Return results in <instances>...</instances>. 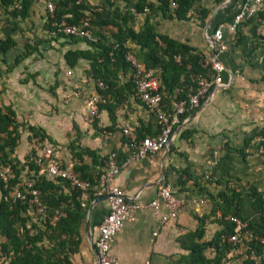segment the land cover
I'll list each match as a JSON object with an SVG mask.
<instances>
[{"label": "crops", "instance_id": "1", "mask_svg": "<svg viewBox=\"0 0 264 264\" xmlns=\"http://www.w3.org/2000/svg\"><path fill=\"white\" fill-rule=\"evenodd\" d=\"M87 1L99 3L105 12L111 10L105 0ZM237 1L241 0H224L220 4L204 0L201 5L210 11L203 21L194 10L185 20L156 15L157 30L186 41L208 58L212 53L209 38L219 24L232 20ZM45 17L44 7L35 0L29 15L19 19L17 27L11 17L3 14L0 18V39L11 36L16 41L14 48L1 56L5 62L0 60V105L14 111L19 125L20 137L12 156L25 159L35 142L34 133L27 129L32 126L51 139L70 169L76 163L92 166L93 157L83 152L82 160L76 156L83 148L96 153L97 169L103 168L98 163L104 162L110 151L123 158L120 163L126 161L129 152L124 146L125 137L116 126L119 115L127 118L138 135L145 136L158 134L156 117L134 94L126 93L114 102L113 112L101 107L96 123H88L84 99L71 92L76 87L98 92L87 74L89 63L79 59L69 67L64 58L66 50L88 46L84 41L51 38ZM144 19V14L136 17L135 29ZM223 34L228 48L218 54L224 66L221 84L214 85L199 107L184 115L166 149L129 161L115 179L127 199L137 204L152 200L163 182L172 185L177 196L194 200L165 225L160 224V218L167 214L165 206L158 212L135 210L133 219L125 222L111 242L118 264H186L190 243L211 241L230 215L222 217L221 211L214 209L211 196L234 189L245 193L249 185L264 195V155L251 142L262 129L264 118V4L256 15L240 23L236 32L223 29ZM24 52L28 55L20 59ZM105 128L110 133L106 142ZM184 169L191 177L184 186H176L178 171ZM200 186L206 192L201 193ZM252 201L251 196H242L241 213L259 222ZM107 210L105 198L86 201L77 233L67 243L68 264H96L95 238ZM3 240L0 236V242ZM230 244L219 264H243L244 257L235 254V245ZM204 255L215 257V247H205Z\"/></svg>", "mask_w": 264, "mask_h": 264}, {"label": "trees", "instance_id": "2", "mask_svg": "<svg viewBox=\"0 0 264 264\" xmlns=\"http://www.w3.org/2000/svg\"><path fill=\"white\" fill-rule=\"evenodd\" d=\"M58 15L71 13L69 22L78 20L92 6L87 0H54ZM111 10H102L92 13L91 31L95 40H87L76 36L58 34L51 38H65L70 42L84 41L85 49H68L64 58L69 67H73L84 59L88 61L87 74L93 79L98 93L105 102L101 107H107L113 112L114 102L126 93L135 95V84L132 80L130 63L126 60V54H132L146 68H156L159 71L160 90L162 92V106L170 110L174 101L186 99L188 89L196 85L195 76L200 74L210 78L214 70L210 64H205L206 57L196 47L186 41L177 40L157 30L156 15L163 18H176L185 20L189 12L194 10L199 13L203 21L209 14V9L201 5L204 0H105ZM174 1L175 7L171 6ZM214 4H220L224 0H210ZM35 0H0L3 14L11 17L14 27L18 26V20L29 15ZM232 5V4H231ZM139 14H144L142 25L135 29L134 23ZM46 16V15H45ZM46 18V17H45ZM250 19V18H249ZM46 30L49 31L50 23L47 20ZM238 28V27H237ZM237 29L234 31L236 32ZM237 37V36H236ZM16 45V41L8 36L0 39V60ZM28 50V49H27ZM22 53L19 58L26 57ZM179 56V59H176ZM123 75L121 80L119 75ZM98 81L103 82V87L98 86ZM112 116V115H111ZM96 120L94 121V124ZM19 125L14 119V111L0 105V170L5 166L11 168V176L7 186L0 177V236L4 238L0 242V254L6 257L2 264H68L67 243L77 233L81 219L85 215V205L81 204L80 194L76 188L62 178H50L43 174L38 175L37 188L40 190V199L46 206L44 219L35 216V208L26 201L14 200L10 194L12 187L19 181L28 169L38 173L37 166L25 160L20 161L13 157L12 153L20 137ZM34 133L35 142L49 139L45 134H39V130L29 126ZM106 129V128H105ZM104 129V130H105ZM264 133V127L257 132ZM139 137L145 136L139 133ZM53 144V142L51 141ZM73 149L74 144H72ZM82 152L93 157L92 166L84 163H76L73 170L83 179L94 180L102 169L95 168V152L83 148L76 153L82 160ZM264 155V142L263 151ZM27 157V156H26ZM25 157V158H26ZM121 162L123 158L119 157ZM95 162H97L95 160ZM102 166L104 162H99ZM191 175L186 169L178 171L176 186H184ZM199 191L206 192L202 186ZM89 191V199L95 198ZM243 195L253 198L252 205L260 216L259 222L245 218L240 209ZM216 197V198H215ZM214 209L220 210L222 217L233 215L248 221L247 228L253 234V238L247 242V249L241 255L243 264H253L248 254L253 250L264 264V243L259 238H264V195L255 187L249 185L248 190L222 191L217 196H211ZM57 211V216L54 215ZM222 231L208 242H191L189 255L185 257L186 264H219L221 257L231 248L226 237L235 231V224L229 220H223ZM201 230L195 233L199 236ZM214 246L216 255L212 259L204 255V248Z\"/></svg>", "mask_w": 264, "mask_h": 264}, {"label": "built area", "instance_id": "3", "mask_svg": "<svg viewBox=\"0 0 264 264\" xmlns=\"http://www.w3.org/2000/svg\"><path fill=\"white\" fill-rule=\"evenodd\" d=\"M44 7L45 21H49V36L63 34L66 36H76L87 40H95L91 31L92 13L102 10L99 3L91 4V8L85 12L78 20L69 22L72 18L71 13L58 15L54 0H37ZM81 2V0H77ZM264 0H241L235 2L234 15L229 23H221L215 29L209 38V44L212 49L211 55L205 59V64H210L214 70L210 78L196 75V85L188 89L186 99L174 101L170 110L162 106V92L160 90L159 71L156 68H146L132 54H126L125 58L130 63L132 80L135 84V96L144 104L149 112L157 119L159 132L155 136L139 137L136 128L131 126L127 118L121 114L118 117L116 126L125 137L124 146L129 152L126 161H118L117 152L110 151L104 160L103 168L94 180L83 179L77 172L65 166L59 156L57 147L47 139L41 142H34L27 151L26 163L33 162L38 173L26 169L19 181L12 187L10 194L14 200L26 201L35 208L34 215L44 219L46 206L40 199V190L36 184L38 175L43 174L50 178H62L69 182L70 186L76 188L80 194L82 205L89 199V191L96 197L105 196L107 203V213L103 216L98 225L97 236L95 238V247L97 252L96 264H118V260L111 251V242L115 235L120 232L126 221L132 220L134 211L137 209L148 208L158 212L162 206L167 208V214L160 218V224L165 225L169 220L175 219L178 213L187 207V204L194 199L179 197L174 188L169 183L163 182L158 186L156 196L147 203L137 204L130 202L122 188L115 184V179L121 169L129 162L138 158L166 149L169 145L173 132L183 120L184 115L199 107L201 100L214 86L221 84V74L224 66L218 59L220 52L226 51L228 44L224 40L223 29L234 32L238 25L243 21L256 15L262 8ZM174 8V1L171 2ZM3 10L0 7V18ZM179 59V56H176ZM124 79L123 75H119ZM98 86L103 87V82L98 81ZM72 95L82 97L85 102L86 121L94 123L99 116L100 104L105 102L104 97L98 92H88L84 87H76L72 90ZM261 127H264V118L261 119ZM109 130H103L104 141L109 138ZM252 144L255 145L258 152L263 151L264 133H257L252 138ZM11 176V168L3 167L0 170V177L7 186L8 178ZM57 216V211L54 218ZM228 220L235 224V231L226 237V241L235 245L234 253L243 254L247 249V242L253 238V234L247 228L248 221L239 217L229 215ZM157 231L154 232V235ZM264 243V238H259ZM248 258L253 264H261L259 256L251 250ZM6 257L0 254V264L4 263ZM144 264H149L146 261Z\"/></svg>", "mask_w": 264, "mask_h": 264}, {"label": "water", "instance_id": "4", "mask_svg": "<svg viewBox=\"0 0 264 264\" xmlns=\"http://www.w3.org/2000/svg\"><path fill=\"white\" fill-rule=\"evenodd\" d=\"M100 198H105V196L103 195V196H100Z\"/></svg>", "mask_w": 264, "mask_h": 264}]
</instances>
